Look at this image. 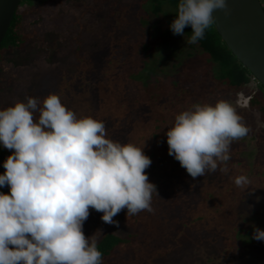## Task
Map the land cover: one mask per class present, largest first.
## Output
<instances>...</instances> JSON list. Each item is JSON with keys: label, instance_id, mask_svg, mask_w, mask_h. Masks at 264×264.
<instances>
[{"label": "trees", "instance_id": "16d2710c", "mask_svg": "<svg viewBox=\"0 0 264 264\" xmlns=\"http://www.w3.org/2000/svg\"><path fill=\"white\" fill-rule=\"evenodd\" d=\"M59 1L67 14L53 21L46 8L50 0H20L0 45V81L19 89L23 77L4 71L12 65L9 56L19 70L16 52L27 45L42 48L29 57L32 68L50 55L63 61L50 80V93L78 118L103 121L107 138L143 147L151 159L145 171L159 195L153 194V211L127 216L124 209L113 217L125 234L99 220L103 264H111L110 256L123 257L122 264H163L171 255L189 264H264V241L252 239L254 228L264 230V86L214 24L196 44L187 43L192 30L186 27L180 36L188 48L174 55L176 47L167 38L173 36L170 24L179 0ZM259 2L264 10V0ZM38 15L42 19L36 22ZM160 17L169 18L166 26ZM196 53L206 60L195 67L186 58ZM47 96L28 97L42 102ZM221 99L233 104L249 132L231 144L230 159L222 165L226 172L193 179L168 154L165 133L179 112ZM11 154L0 145L1 174ZM241 176L249 181L243 187L235 183ZM89 211L88 218L103 215Z\"/></svg>", "mask_w": 264, "mask_h": 264}, {"label": "clouds", "instance_id": "9594fccd", "mask_svg": "<svg viewBox=\"0 0 264 264\" xmlns=\"http://www.w3.org/2000/svg\"><path fill=\"white\" fill-rule=\"evenodd\" d=\"M230 15L226 0H179L170 24L174 35L191 27L188 44L204 38L213 12ZM38 114V115H37ZM168 154L193 178L222 167L233 141L249 128L232 103H195L179 112L167 128ZM103 121L78 118L57 94L41 102L28 97L0 110V145L12 150L0 175V264H103L97 230L86 237L90 211L103 213L106 224L127 209V216L152 212L155 184L146 169L152 161L143 147L107 138ZM243 187L249 181L237 177ZM159 196V195H158ZM252 239L264 241L254 228Z\"/></svg>", "mask_w": 264, "mask_h": 264}, {"label": "rangeland", "instance_id": "374dc122", "mask_svg": "<svg viewBox=\"0 0 264 264\" xmlns=\"http://www.w3.org/2000/svg\"><path fill=\"white\" fill-rule=\"evenodd\" d=\"M65 1V0H64ZM69 1V0H67ZM61 4H63V2L59 1V0H50V3L46 5V8L48 9V14L50 16H52V20L53 21H57V18L60 19L62 17L63 14H65L67 11V6L65 7L64 5V9L66 10H61ZM67 14V13H66ZM162 18V21L165 22V19H169V18ZM42 16L38 15L35 18L36 22L41 21ZM153 17L149 16V20H152ZM168 21V20H167ZM37 24V23H36ZM167 23L165 22L164 26H166ZM34 29H38L37 25H35V27H33ZM23 30L27 31V30H32V25L31 27H29L28 29L23 28ZM39 30V29H38ZM37 30V31H38ZM47 30V29H46ZM164 30V29H163ZM162 31V30H161ZM165 32V31H163ZM50 33V32H49ZM169 34L171 35V33L169 32ZM45 37L48 38L49 34H45ZM181 36L178 35H174L167 38V41L176 47V51L174 53V55H176V57H180V54L177 51L180 52H185L187 50V44L184 40L181 41ZM49 40V39H47ZM43 52L42 48H33L31 46H25L24 49L16 52L13 56L15 58L16 62H20V69L18 70L17 68H15V64L10 60V56L7 60V65H10V68H5L4 71H6L8 74H10V76H15V72L16 74L18 73L19 75H21L23 78L22 82V86L18 88L16 87H12V85H8L5 82L0 81V105L4 107V105H9V104H15L16 102L20 101V102H24L26 101L28 96H40V95H49L50 90L49 87L50 85H52V82L50 81L51 78H53L52 76L57 75L58 73L61 72V62L63 63L62 60H60V58L54 56V55H50L49 58L47 59V62H41L37 65V68H32L30 63V56L34 53V54H40ZM185 54V53H184ZM199 53L194 54L193 59L192 58H186L188 59L187 62L191 64H193L195 67L199 66L202 62H204L206 59L205 57L198 56ZM47 64V65H46ZM50 65V66H49ZM12 66V67H11ZM19 68V67H18ZM172 70L177 71V68H173ZM59 75V74H58ZM189 79H191V75L190 77H188ZM55 80V79H54ZM247 98H245L246 100ZM41 106H42V102H41ZM99 220H101V218H98V216H94V218L92 219V216L90 218L87 219V221L84 223L83 225V232L85 234L86 237L92 236L97 230H101V232L104 230L101 228L100 224L98 225ZM101 224H106L104 223L102 220L100 221ZM108 226H110L112 229L117 230L118 232L125 234L126 230L123 229L120 230L117 228L118 226V222L115 224H106ZM123 226V225H122ZM124 228V226L122 227ZM100 233H97V236H99ZM115 254H120L119 250L115 251ZM123 257H113L110 256L108 257V261L111 264H122L123 263ZM189 260L187 262H181L178 256L175 255H171L163 264H189L188 263ZM192 264V263H191Z\"/></svg>", "mask_w": 264, "mask_h": 264}, {"label": "water", "instance_id": "95a60500", "mask_svg": "<svg viewBox=\"0 0 264 264\" xmlns=\"http://www.w3.org/2000/svg\"><path fill=\"white\" fill-rule=\"evenodd\" d=\"M20 0H0V45ZM231 9L225 16L213 12L214 26L226 46L264 86V10L259 0H226ZM0 175L1 172H0ZM6 194L10 189L2 187Z\"/></svg>", "mask_w": 264, "mask_h": 264}]
</instances>
